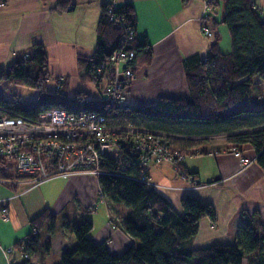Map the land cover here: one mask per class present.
Wrapping results in <instances>:
<instances>
[{"label": "trees", "instance_id": "16d2710c", "mask_svg": "<svg viewBox=\"0 0 264 264\" xmlns=\"http://www.w3.org/2000/svg\"><path fill=\"white\" fill-rule=\"evenodd\" d=\"M107 1L101 6L93 53L88 57L76 56L80 81L97 86L103 76L96 74V67L124 45L123 25L135 31L136 24L132 4L124 2L112 8ZM212 3L215 2L209 0L208 4ZM222 22L229 32L230 51L222 53L213 42L207 56L194 54L183 60L187 96H162L145 104H124L118 107L119 113L136 125L169 134L167 144L172 154L206 153L209 149L192 148L213 136H224L226 143L232 145L249 144L255 161L264 171V103L244 102L251 94L254 78L264 80V19L253 0H223ZM127 47L136 51L137 65L150 61V50L144 40L135 36ZM47 65L43 45L33 43L26 59L0 69V80L9 79L37 90L28 108L0 96L3 114L21 112L35 116L52 107L75 110L64 92L45 91ZM103 104L100 100L99 106ZM177 163L180 167L182 160ZM101 168L105 172L97 174L99 195L110 204L128 208L127 214L114 224L135 243L113 254L104 242H95L88 235L92 228L88 219L72 225L62 222L60 230L65 244L58 264H264V224L256 218V211L242 213L234 243L194 248L191 241L198 231L199 220L208 217L215 223L216 214L210 203L184 193L179 214L154 186L137 179L140 167L136 164L121 165L104 156ZM56 223L57 215L48 209L31 218L30 231L13 244L26 256L11 264H34L31 257L39 251L41 232L47 235L43 243V250L47 251Z\"/></svg>", "mask_w": 264, "mask_h": 264}, {"label": "crops", "instance_id": "0c3cea01", "mask_svg": "<svg viewBox=\"0 0 264 264\" xmlns=\"http://www.w3.org/2000/svg\"><path fill=\"white\" fill-rule=\"evenodd\" d=\"M114 1L116 4H132L136 17L135 36L146 42L151 54L148 63L137 65L133 79L126 84L124 94L127 105L149 103L162 96H187L183 60L194 54L207 56L213 42H216L222 53L230 51L229 32L222 22L223 0H213L215 3L210 5L204 0ZM104 2L105 0H5V4L0 5V67L18 60L20 54L29 51L33 43H41L48 58L49 77L65 76L69 97L81 99L84 107L100 108L103 83L99 87L93 82L80 81L76 56L88 57L93 53L96 26ZM253 2L264 19V0ZM203 26L212 29V37L202 33ZM76 92L83 94L77 97ZM248 101L264 103V80L254 78L251 94L244 100ZM234 150L254 157L249 144L225 143L206 153H186L180 169L186 174H192L197 185L183 177L171 161L164 160L148 166V174L154 187L171 202L177 213H182L180 199L188 192L213 206L215 223L212 224L208 217L199 220L198 231L191 241L194 248L208 244L234 243L243 212L251 214L256 211V218L264 224V171L255 158L250 164L242 166ZM84 174L59 176L35 186L0 184V215L1 208L4 207L8 218L4 221L6 223L0 222V244L7 247L23 239L30 231V219L46 209L57 215V222L60 216L61 223L72 221L70 216L76 219L81 217L78 212L85 201L92 204L88 205L90 209L94 206L93 210H97L89 217L92 228L88 235L93 240L104 242L108 251L113 254L120 253L131 243L134 244L135 241L118 225L111 227L127 214L128 208L121 204H110L106 199H101L97 206L94 193L81 196L82 192L77 190L71 180ZM73 196L76 198L74 203ZM60 226L61 224L57 228L56 223L47 251L43 250L47 235L44 231L41 232L39 251L31 257L34 264L60 262L61 250L65 244ZM20 261L19 255L15 253L8 262L0 256V264Z\"/></svg>", "mask_w": 264, "mask_h": 264}, {"label": "built area", "instance_id": "2783aa9c", "mask_svg": "<svg viewBox=\"0 0 264 264\" xmlns=\"http://www.w3.org/2000/svg\"><path fill=\"white\" fill-rule=\"evenodd\" d=\"M107 2L116 7L114 0ZM123 31L124 45L113 50L95 69L96 74L103 76L101 108L52 107L27 116L21 112L3 114L5 109L0 107V184L34 183L44 177L76 172L104 173L101 161L107 156L121 165L136 164L140 167L137 179L148 186H154L148 165L164 160L171 161L183 177L197 185L177 163L183 155L171 153L167 144L169 134L136 125L119 113L118 107L125 104L126 84L133 79L137 67L136 51L126 48L135 38V31L124 25ZM202 33L213 36L208 26L202 27ZM54 82L56 91H62L65 78L55 76ZM234 154L242 166L255 158L240 150H234ZM5 210H1L3 218L7 217ZM14 253L20 260L26 256L14 245L0 244V256L7 262Z\"/></svg>", "mask_w": 264, "mask_h": 264}, {"label": "rangeland", "instance_id": "374dc122", "mask_svg": "<svg viewBox=\"0 0 264 264\" xmlns=\"http://www.w3.org/2000/svg\"><path fill=\"white\" fill-rule=\"evenodd\" d=\"M3 4H5V3H0V5H3ZM28 55H29V51L23 52L22 54H20L19 59H26L28 57ZM4 67L5 66H1L0 69L4 68ZM61 76H63V75H61ZM63 77L65 78V76H63ZM54 79H55V76L50 78L49 75H47V79L45 80V91L57 92ZM67 83H68L67 79L65 78L64 85L66 84V86H65V88H63L64 90L62 89V92H64L65 95L67 96L69 104L75 109L83 108L84 103L81 99H75V98L68 96V94H67V87H68L67 85L68 84ZM64 85H63V87H64ZM99 87H100V85H99ZM82 94H83L82 92H76L77 97L82 96ZM36 95H37V90L34 88H30V87H26L23 85L16 84L9 79L0 80V96L4 99L13 101L18 106L28 108L31 104V101L36 97ZM196 138L197 137H194L193 139H196ZM206 141H207L206 143H203L201 145H197L196 147H193L192 149H197L199 147H204L206 149H215L217 147L223 146L226 143L224 136L207 137ZM76 173H79V174L85 173V174L80 175V176L72 179L71 180L72 184H74V186L77 187V190L80 189L79 191L82 192V194H80V195L83 197L84 196H90V195H92V193H94L95 197H96L95 201L98 202L97 206H99V204H100L99 202L102 201L101 199H105V198L100 197V195H99L97 174L90 173V172H76ZM71 174H75V173H71ZM71 174H68V175H71ZM179 174H180V172H179ZM68 175L66 174L64 176H68ZM59 176L60 175H53V176L44 177L40 181L34 182V183H30L29 181H26V182L23 181L19 184L13 185V186L19 187V185H21V184H28L29 186H35L44 180H48V179L59 177ZM16 191H17V189L14 190V192H16ZM72 199H73V203H74L76 198H74V196H73ZM83 204L84 205H83L82 209L79 210V212H78L81 215V217H78L76 219L74 216L73 217L70 216L69 219L72 221L68 222L69 225L74 224L76 221L79 222L82 219H88L89 220L90 219L89 217H92V214L94 212H97V210H93L94 206L91 207L92 210L89 208L88 205L91 206L92 204H87L86 201L83 202ZM122 206H124V205H122ZM68 207L70 208V206H68ZM124 208H127V207L124 206ZM1 210H2V208H1ZM4 215L6 216V210H5ZM98 216H100V215L98 214ZM6 218L7 217L3 218V216L0 215V222L6 223V222H4V221L8 220V218L7 219ZM64 221H67V220L65 219ZM89 221H91V220H89ZM99 221H97V222H99ZM60 224H61V217L58 216L57 228H59ZM112 226L113 225H111V227ZM114 226L117 227L116 225H114ZM112 228H114V227H112ZM41 235H42V233H41ZM95 242H97V241H95ZM9 245H13V244H9ZM3 247H6V245H4ZM51 257H53V256H51Z\"/></svg>", "mask_w": 264, "mask_h": 264}]
</instances>
